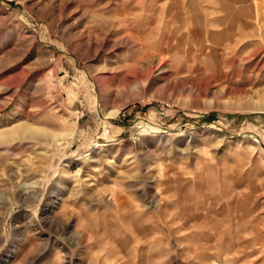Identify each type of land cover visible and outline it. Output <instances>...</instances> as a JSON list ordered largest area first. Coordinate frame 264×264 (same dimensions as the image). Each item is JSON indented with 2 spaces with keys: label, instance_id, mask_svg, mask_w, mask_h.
Masks as SVG:
<instances>
[{
  "label": "rangeland",
  "instance_id": "obj_1",
  "mask_svg": "<svg viewBox=\"0 0 264 264\" xmlns=\"http://www.w3.org/2000/svg\"><path fill=\"white\" fill-rule=\"evenodd\" d=\"M2 133L0 264H264V0H0Z\"/></svg>",
  "mask_w": 264,
  "mask_h": 264
},
{
  "label": "bare ground",
  "instance_id": "obj_2",
  "mask_svg": "<svg viewBox=\"0 0 264 264\" xmlns=\"http://www.w3.org/2000/svg\"><path fill=\"white\" fill-rule=\"evenodd\" d=\"M88 49L89 48H91L92 46L90 45V43H87V46H86ZM149 57V56H148ZM151 57V56H150ZM143 58V57H142ZM163 59V58H162ZM144 62V61H143ZM163 62V61H162ZM148 65V64H147ZM157 68V67H156ZM147 70V69H146ZM161 71V70H160ZM254 111H257L258 109H253ZM23 129V128H22ZM24 129H26L28 132H30V133H34V132H36V130L35 129H32V128H27V127H25ZM4 135H7V133H2V134H0V137L1 136H4ZM51 139L53 140L54 139V136H53V138L51 137Z\"/></svg>",
  "mask_w": 264,
  "mask_h": 264
},
{
  "label": "built area",
  "instance_id": "obj_3",
  "mask_svg": "<svg viewBox=\"0 0 264 264\" xmlns=\"http://www.w3.org/2000/svg\"><path fill=\"white\" fill-rule=\"evenodd\" d=\"M105 135H108L109 134V130L106 129L105 132H104Z\"/></svg>",
  "mask_w": 264,
  "mask_h": 264
}]
</instances>
